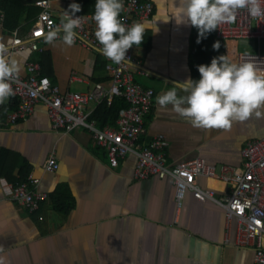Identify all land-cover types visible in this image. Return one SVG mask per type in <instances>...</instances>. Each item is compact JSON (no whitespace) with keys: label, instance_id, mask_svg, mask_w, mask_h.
<instances>
[{"label":"crops","instance_id":"0c3cea01","mask_svg":"<svg viewBox=\"0 0 264 264\" xmlns=\"http://www.w3.org/2000/svg\"><path fill=\"white\" fill-rule=\"evenodd\" d=\"M37 1L31 12L37 11L36 17L22 15L12 29L4 27L0 12V46L11 49L7 53L16 60L18 74L24 76L26 63L36 62L62 92H86L94 83L107 86L111 60L99 48L67 45L63 33L52 42L40 41L38 51L11 48L14 36L27 35L39 15ZM149 1L153 13L142 21L144 40L132 46L130 64L135 82L155 91L140 143L163 135L167 165L201 159L217 173L224 166H241L244 143L264 136V116L234 121L229 129L197 128L170 105L162 109L156 97L174 82L198 78L197 65L214 56L227 54L235 60L243 46L235 41L234 49L231 40L209 32L197 42L195 26L158 19L155 0ZM71 2L51 0L54 17L70 11ZM76 2L81 5L78 14H93L95 0ZM214 41L220 42L218 49L212 47ZM263 47L264 41V53ZM5 115L0 114L1 121ZM0 155V264H254L253 251L236 244L235 220L228 221L215 202L188 189L177 204L170 177L134 179V154L110 167L105 150L88 131L55 130L42 104L27 119L0 125ZM51 155L58 169L49 173L42 165ZM29 173L39 178L37 190L47 193L35 213L12 200V185ZM195 183L214 188L217 197L226 188L216 178L198 176Z\"/></svg>","mask_w":264,"mask_h":264},{"label":"built area","instance_id":"2783aa9c","mask_svg":"<svg viewBox=\"0 0 264 264\" xmlns=\"http://www.w3.org/2000/svg\"><path fill=\"white\" fill-rule=\"evenodd\" d=\"M123 3L120 19L125 26L152 16L153 5L149 0H123ZM36 6L40 12L29 33L22 38L14 36L11 48L38 51L39 42L45 40L47 31L64 18V12L58 19L54 17L51 0H38ZM261 7L264 8V2ZM75 15L80 16L81 22L75 29L78 35L74 42L99 48L92 14ZM214 33L218 39L235 40L243 46L244 49L237 51L235 61L252 59L264 68V53L260 51L264 41V16L252 17L246 8L238 9L235 20L219 24ZM3 48L11 51L6 46ZM126 57L119 63L107 57L112 63L107 86L94 83L86 92H62L57 84L41 74L38 63H26V74L21 76L17 73L10 79L13 88L11 97L17 100V106L6 113L0 125L9 126L25 120L37 104L44 105L55 130L70 132L83 128L88 131L94 144L105 150L110 167H117L121 159L134 154V179L170 177L175 186L177 204L181 203L188 189L202 200L215 202L224 210L228 221L235 220L236 244L253 251L254 264H264V136L244 143L240 151L241 166L236 168L224 166L217 173L213 166L201 159L167 165L163 154V135L154 136L145 144L139 141L153 106L155 91L135 82L130 67L133 62L132 47L126 51ZM114 97L122 98L127 106L119 110L115 126L99 128L90 119L91 106L102 100L109 103ZM42 167L45 172L52 173L58 169V163L51 155ZM198 176L220 180L226 187L225 191L217 197L214 188H200L195 183ZM38 183L39 178L29 173L24 180L12 185V200L28 213L37 212L41 202L47 198V193L37 190Z\"/></svg>","mask_w":264,"mask_h":264},{"label":"clouds","instance_id":"9594fccd","mask_svg":"<svg viewBox=\"0 0 264 264\" xmlns=\"http://www.w3.org/2000/svg\"><path fill=\"white\" fill-rule=\"evenodd\" d=\"M264 0H155L158 19L167 22L174 18L177 24L188 23L197 28V42L221 23H231L238 9L246 8L252 17L264 16ZM123 0H95L94 35L99 51L114 62L125 60L126 51L144 40L145 26L140 21L125 26L120 19ZM64 11L60 24L45 34L52 42L61 32V39L72 45L80 25L81 5L72 0ZM212 47L218 49L219 41ZM129 59V58H128ZM252 59L233 60L227 54L211 58L197 65L199 77H187L174 82L175 86L157 95L156 103L166 109L188 117L193 127L229 129L234 121L251 116H264V68ZM18 73V65L7 50L0 46V104L13 95L10 79ZM2 261V258H0Z\"/></svg>","mask_w":264,"mask_h":264},{"label":"trees","instance_id":"16d2710c","mask_svg":"<svg viewBox=\"0 0 264 264\" xmlns=\"http://www.w3.org/2000/svg\"><path fill=\"white\" fill-rule=\"evenodd\" d=\"M34 2L35 0H0V12L3 14L2 21L4 27L8 29L16 27L19 24L22 15H24L25 18H27L30 14L32 17H36L37 11L31 13L35 8ZM209 33H212V35L215 36L214 32L210 31ZM231 42H233L235 49V40H231ZM48 57L49 55L47 52H43L41 55V58L44 61H47ZM16 106L17 100L14 97H9L7 102L1 105L0 114L4 116L6 113L14 110ZM126 106L127 104L125 101L119 97L112 98L109 103L106 100H102L96 104L95 108L92 110L90 119L94 120L99 128H103L105 126H115L119 110L125 108ZM26 176H23V178L15 183L24 180ZM63 210L65 209L63 208Z\"/></svg>","mask_w":264,"mask_h":264},{"label":"rangeland","instance_id":"374dc122","mask_svg":"<svg viewBox=\"0 0 264 264\" xmlns=\"http://www.w3.org/2000/svg\"><path fill=\"white\" fill-rule=\"evenodd\" d=\"M240 49H241V48H240ZM242 49H244V48H242ZM242 49H241V50H242Z\"/></svg>","mask_w":264,"mask_h":264}]
</instances>
